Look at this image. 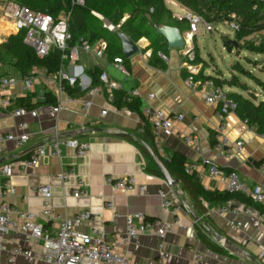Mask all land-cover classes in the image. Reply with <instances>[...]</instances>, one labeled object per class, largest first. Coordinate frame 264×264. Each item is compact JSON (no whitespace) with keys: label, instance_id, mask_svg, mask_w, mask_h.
Wrapping results in <instances>:
<instances>
[{"label":"crops","instance_id":"1","mask_svg":"<svg viewBox=\"0 0 264 264\" xmlns=\"http://www.w3.org/2000/svg\"><path fill=\"white\" fill-rule=\"evenodd\" d=\"M3 2L0 0V35L15 34L10 31L14 30L11 23L1 15ZM165 3L177 19L187 11L176 0H165ZM181 32L186 41L184 48L167 46L168 50L163 52L167 59L159 55L160 51L157 52L164 67L155 66L150 62L152 49L145 37L135 42L138 47L136 53L128 58L123 57L128 59L129 65L127 69L123 61L125 73L115 67L113 58L107 59L104 55L98 58L92 49L79 48L80 57L76 66L68 65L69 69L78 74L76 82L79 87L78 95L69 94L65 88L61 93V97L71 96L75 100L66 102L58 112L46 106L51 103H39L37 105L43 107L35 117L30 114L12 115L11 111L18 108L13 106V99L33 93L31 101L40 102L47 91L58 99L57 81L48 77L45 70L35 68V82L29 89H24L16 69L0 64L1 75L14 76L18 79L11 89L0 87V136L8 132L21 133L23 130L18 124L22 121L27 123L25 131L29 135L28 140L20 147L15 146L10 140L0 141L2 149L0 159H3L0 165L4 162L12 164V183L15 187L14 194L3 198L1 184L4 177L0 173V203L6 200L17 209L31 211L36 222L43 224L51 233H55L56 224L43 214L42 197L34 189L40 185H49L53 212L73 215L80 210H91L94 213L93 219L78 226L77 230L91 232L92 229H98L109 242H113L124 233L126 217L132 213L141 212L148 219L166 222L168 231L163 240L165 259L161 261L158 257L159 238L154 234L145 233L128 246L130 259L134 264H192L195 255L200 256L202 261L212 264H264V254L263 257H258L260 251L264 253V220L259 214L245 212L243 203L236 199L211 203L202 200L206 212L198 214L188 194L180 187L179 180L171 176L177 182L170 186L161 175L147 169L148 159L137 145L135 130L142 125L143 114L126 107L117 108L112 103L113 91L110 93L102 89L97 94H88L90 85L99 84H92L90 73L98 68L106 71L110 79L120 85V88L115 90L132 93L137 98L141 113L147 106L161 108L167 112H183L184 118L176 124V128L184 134L196 136L197 140L190 144L175 133L162 134L155 142L162 157L176 151L182 154L187 162L200 165L204 177L199 178L197 174L196 176L207 190L222 191L223 185L217 178L209 176L207 166L202 165L205 158L213 160L223 171H235L247 186L258 184L264 188V134L250 127L235 111L220 117L217 113L219 107L204 101L205 94L210 90L205 83L207 79H195L194 74L196 83L186 84L185 79L190 74L189 65H193L198 72L211 74L208 73L199 54L196 62L188 58L187 51L194 48L196 35L190 37L187 24ZM215 75L226 77L224 74ZM81 82L87 83L88 86L82 88ZM226 87L225 89L224 86L226 92H238L235 91L236 86ZM149 93L154 94L153 99L147 98ZM6 97L10 102L8 106L2 104ZM84 99L90 101L87 108L83 107ZM259 99H262L261 96ZM102 110L106 111L103 115ZM55 129L63 138L73 137L80 142L88 143L87 154L76 156L71 149H63L60 157L51 155L49 151ZM138 131L141 129L138 128ZM219 134L225 136L230 143L241 140V149L233 150L229 155H219L214 148L216 142L211 143L212 139L215 141L219 139ZM39 145L46 147L47 154L35 167L21 168L19 161L28 158ZM69 167L73 169V175L67 182L62 183L56 175ZM123 174L133 175L135 182L131 190L116 188L108 181V177ZM80 180L83 181L80 186L82 193L73 196L74 187ZM142 186L144 189H141ZM171 188L182 191V204L177 205L173 211L162 206V199L158 194L159 189L169 191ZM108 201L113 203V209L106 207ZM206 217L215 229H210V234L204 233L213 243L224 247L227 254L208 249L198 238L196 224L207 229ZM136 221L134 219L135 223ZM212 230L238 245L247 254L227 249L222 241L214 238ZM3 242L0 264H45L40 259L22 255L8 261V249L14 245L37 251L42 249L41 243L26 241L20 231L7 232Z\"/></svg>","mask_w":264,"mask_h":264},{"label":"built area","instance_id":"2","mask_svg":"<svg viewBox=\"0 0 264 264\" xmlns=\"http://www.w3.org/2000/svg\"><path fill=\"white\" fill-rule=\"evenodd\" d=\"M73 3L84 4V0H73ZM1 15L7 19L14 29V33L20 30H25L24 43L35 51L39 57L47 55L50 48L56 47L61 50L62 59L67 60L66 64H61L56 73L48 74V77L53 78L58 83L59 98L54 104H48L52 111L58 112L66 102L74 101L75 98L71 96L61 97L64 91L63 81H67L70 85L76 84L78 74L76 71L69 69L68 65L76 66L79 60V48L86 50L92 49L95 56L103 57L104 51L107 47L105 40H99L93 44H89L84 40L81 44L69 47L68 40L71 38L67 16L60 14L58 17H53L51 14L41 11L33 10L25 5L18 4L15 0H5L1 5ZM103 20V26L108 30H115L118 25H114L100 16ZM186 19L188 21L189 35L192 38L198 32L212 31V22L204 19L200 14L186 11L179 19ZM223 23L228 24L234 31L237 30L238 24L234 19L225 20ZM140 39L137 41L139 42ZM67 51V52H66ZM163 59L167 56L163 52H159ZM190 61L194 58L193 49L187 51ZM113 64L120 71L126 72L123 64V58L120 56L113 57ZM190 74L185 79L186 84L194 85L196 80L194 74L198 71L193 65L188 66ZM23 83L24 89H29L35 82V75H26L20 79ZM84 79H82L83 81ZM99 84L90 85L88 94L94 95L99 93L102 89H106L110 93L119 89L120 85L110 79L108 73L101 70L99 73ZM18 82L17 77L5 76L0 74V87L13 88ZM210 90L205 94L204 101L210 105L218 106V115L223 117L225 114L235 111L236 102L227 96V92L223 87L215 85L213 79L205 80ZM82 88H85L87 83L81 82ZM127 99H130L132 93L127 92ZM148 99H153L154 94L149 93ZM2 104L8 106L9 100L3 99ZM90 101L84 99L83 107L87 108ZM42 105H37L32 108L18 107L11 111L14 116H22L30 114L37 116L42 110ZM106 111L102 110L101 114ZM144 118L148 121L154 142L164 134L175 133L184 138L187 143L193 144L197 140L196 136L184 134L176 128V124L181 122L184 118V113L180 111L167 112L161 108H154L147 106L142 110ZM18 127L23 131L19 134L6 133L0 136V141L10 140L15 146L20 147L28 140V133L25 131L27 123L22 121ZM219 139L216 141L214 148L219 155H229L233 150H240L242 141L237 140L234 143L223 135H218ZM63 149H71L76 156H84L89 150V145L86 142H80L76 138H63L55 129L53 132V139L51 142L50 154L60 157ZM0 147V154H1ZM47 154L44 145L37 146L32 154L25 159L19 161L21 168L28 166L35 167L38 165L40 159ZM203 166H207L210 177L217 178L223 185V190L233 193H242L249 197L253 202L262 205L263 211L243 204L244 211L248 213H257L264 220V188L261 185H253L251 187L243 183L235 171H223L211 159L205 158L202 161ZM185 172H195L199 178L204 177V172L200 165L187 162L185 164ZM0 173L2 174L3 182L1 184V196L6 198L15 193V187L12 183V164L4 162L0 165ZM73 175L71 167L60 171L56 178L62 183L68 181ZM108 181L116 188L131 190L134 186L135 179L133 175L123 174L117 177H108ZM83 181L80 180L75 185L72 193L73 196L81 194L80 186ZM36 192L42 197L43 214L53 223L56 224L57 230L51 233L47 227L34 220L33 213L29 210L17 209L9 204L6 200L0 203V250L4 249V235L9 231H20L24 234L26 241H32L35 244L42 246L41 251L33 250L31 248L23 247L21 245H14L8 249V261H13L16 256H31L34 259H40L45 264H134L130 259L128 246L136 240L140 235L151 233L159 238L158 242V257L161 261L165 259V251L163 248V240L168 231L166 222L160 219H148L141 212H135L126 217L125 231L118 236L113 242H109L104 233L98 229H92L91 232H81L77 227L83 223L90 222L94 213L89 209L80 210L73 215H63L58 212H53L51 203V189L49 185H40L34 188ZM141 189H144L142 186ZM158 194L162 199V206L169 211H173L177 205L182 204L180 189L171 188L169 191L163 189L158 190ZM106 207L113 209V203L108 201ZM224 211V208L222 209ZM136 219V223L134 222ZM263 251L258 253V257H263ZM192 264H212L202 261L201 257L195 255Z\"/></svg>","mask_w":264,"mask_h":264},{"label":"trees","instance_id":"3","mask_svg":"<svg viewBox=\"0 0 264 264\" xmlns=\"http://www.w3.org/2000/svg\"><path fill=\"white\" fill-rule=\"evenodd\" d=\"M15 1L33 10L51 14L53 17L65 14L71 33V38L68 40L69 47L81 44L84 40L88 41L89 44L105 40L107 47L104 51V56L107 59L116 56L124 57L121 43L117 36L118 31L123 32L134 42L138 41L141 37H145L149 40V46L152 49L150 62L158 67H164L165 65L157 56V52H166L168 48L165 38L155 30V26L170 25L176 26L180 30L186 24L188 27L186 19H177L173 16L165 0H84V4L73 3V0ZM176 1L185 7L186 10L200 14L204 19L212 23L234 19L239 28L234 31L233 39L228 35H222L223 45L228 51L246 49L256 53L264 52V33H262L264 32V0ZM100 16H103L108 22L118 25V27L112 31L108 30L103 26V20ZM24 36L25 30L22 29L15 34L6 36L0 42V64L12 66L20 77H24L29 74L35 75V68L43 69L47 74L56 73L61 64L67 63V60L62 59L63 52L56 47L50 48L47 55L39 57L33 48L24 43ZM232 40H235L237 44L233 43ZM193 49L194 58L192 62H196L199 57L195 37ZM123 61L126 63V68L129 69L128 59L123 58ZM234 67L237 71L249 77H254L240 63L237 62L234 64ZM100 71L96 68L90 72L92 84L100 82ZM195 75V79H213L215 85L221 87L223 85L236 86L243 91H247V95L230 91L227 92V96L236 102L237 107L235 112L237 115L250 127L264 134V100L257 99L256 94L249 91L245 82L240 81L237 75L232 73L230 77H219L217 75H206L201 71ZM63 85L69 94L78 95L79 87L77 84L70 85L67 81H63ZM32 94L15 97L13 99V106L31 108L39 103L54 104L57 101L56 96L50 91L44 93V99L40 102H32ZM127 95L128 93L125 91L113 90L112 103L117 108L126 107L130 110L138 111L142 115L138 107L137 98L132 95L130 99H127ZM138 128L141 131H138ZM135 130H137V145L148 159L147 169L156 175H161L158 167L146 150L145 144L159 155L170 175L179 180L180 187L188 194L192 206L198 214L206 212V207L202 204V200L211 203L236 199L245 205H250L259 211H263L262 205L253 202L242 193L205 189L195 172H185L187 161L179 152L173 151L170 154H166V157H162L157 151L150 125L145 118L142 125H139ZM215 142L214 139L211 140L212 144ZM205 223L207 229L196 224L198 238L208 249L227 254L228 252L224 247L213 243L206 236L204 232L210 234V229H215V226L207 217Z\"/></svg>","mask_w":264,"mask_h":264},{"label":"rangeland","instance_id":"4","mask_svg":"<svg viewBox=\"0 0 264 264\" xmlns=\"http://www.w3.org/2000/svg\"><path fill=\"white\" fill-rule=\"evenodd\" d=\"M8 35L5 33L0 35V42ZM222 35L230 37L234 35V30L223 22L214 23L212 31L198 32L196 34L195 44L197 45L198 54L203 60L208 73L211 75L224 74L226 77H230L234 73L240 81L245 82L249 91L256 94L257 99L261 96L264 100V52L256 53L246 49H242L240 52L234 49L230 52L223 45ZM237 62L244 69L250 71L254 77H249L237 71L234 67ZM224 86L226 89L227 85ZM235 91L247 95V91H243L239 87H236Z\"/></svg>","mask_w":264,"mask_h":264},{"label":"water","instance_id":"5","mask_svg":"<svg viewBox=\"0 0 264 264\" xmlns=\"http://www.w3.org/2000/svg\"><path fill=\"white\" fill-rule=\"evenodd\" d=\"M155 30L162 35L166 42L167 46L169 48H184L186 46V41L184 39V36L181 32V30L176 26H170V25H159L155 26ZM117 36L121 43V50L123 55L128 58L134 53L137 52L138 47L134 41H132L127 35H125L123 32L118 31ZM233 43L237 44L235 40H232ZM150 156L152 157L153 161L155 162L156 166L158 167L161 176L163 179L170 185L173 186L176 184V180L173 179L164 166L162 160L159 158V156L148 146L144 145ZM3 161V159H0V163ZM214 238L217 241H222L227 249H230L232 251H242L243 253L247 254L245 250L240 248L238 245L228 241L226 238L219 235L216 231H211Z\"/></svg>","mask_w":264,"mask_h":264}]
</instances>
